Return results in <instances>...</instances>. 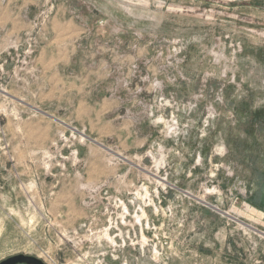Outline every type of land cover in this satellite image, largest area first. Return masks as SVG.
<instances>
[{
    "label": "rangeland",
    "instance_id": "obj_1",
    "mask_svg": "<svg viewBox=\"0 0 264 264\" xmlns=\"http://www.w3.org/2000/svg\"><path fill=\"white\" fill-rule=\"evenodd\" d=\"M32 7L0 54V262L264 264V0Z\"/></svg>",
    "mask_w": 264,
    "mask_h": 264
},
{
    "label": "crops",
    "instance_id": "obj_2",
    "mask_svg": "<svg viewBox=\"0 0 264 264\" xmlns=\"http://www.w3.org/2000/svg\"><path fill=\"white\" fill-rule=\"evenodd\" d=\"M35 2L36 0H0V54L13 49L14 39L29 30V13L32 11V4ZM11 4L17 9L11 10ZM64 23L60 24V21H57L55 24L57 28L54 35L58 38L64 33ZM65 26L71 28L74 24L69 21ZM73 34L74 32L70 31L64 36Z\"/></svg>",
    "mask_w": 264,
    "mask_h": 264
},
{
    "label": "water",
    "instance_id": "obj_3",
    "mask_svg": "<svg viewBox=\"0 0 264 264\" xmlns=\"http://www.w3.org/2000/svg\"><path fill=\"white\" fill-rule=\"evenodd\" d=\"M0 264H44V263L35 257L24 254H18L1 261Z\"/></svg>",
    "mask_w": 264,
    "mask_h": 264
},
{
    "label": "trees",
    "instance_id": "obj_4",
    "mask_svg": "<svg viewBox=\"0 0 264 264\" xmlns=\"http://www.w3.org/2000/svg\"><path fill=\"white\" fill-rule=\"evenodd\" d=\"M259 178L258 179L261 180V182L264 180V176H260ZM255 205L257 206V204H255Z\"/></svg>",
    "mask_w": 264,
    "mask_h": 264
}]
</instances>
